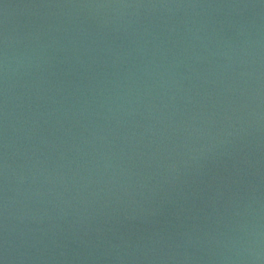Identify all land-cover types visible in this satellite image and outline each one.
<instances>
[{
	"label": "water",
	"instance_id": "95a60500",
	"mask_svg": "<svg viewBox=\"0 0 264 264\" xmlns=\"http://www.w3.org/2000/svg\"><path fill=\"white\" fill-rule=\"evenodd\" d=\"M0 264H264V0H0Z\"/></svg>",
	"mask_w": 264,
	"mask_h": 264
}]
</instances>
